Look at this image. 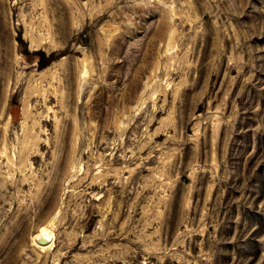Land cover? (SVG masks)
<instances>
[{"label":"rangeland","instance_id":"rangeland-1","mask_svg":"<svg viewBox=\"0 0 264 264\" xmlns=\"http://www.w3.org/2000/svg\"><path fill=\"white\" fill-rule=\"evenodd\" d=\"M0 264H264V0H0Z\"/></svg>","mask_w":264,"mask_h":264}]
</instances>
